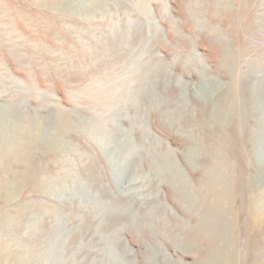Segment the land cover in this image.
<instances>
[{"label":"rangeland","instance_id":"obj_1","mask_svg":"<svg viewBox=\"0 0 264 264\" xmlns=\"http://www.w3.org/2000/svg\"><path fill=\"white\" fill-rule=\"evenodd\" d=\"M259 105L264 0H0V264H264Z\"/></svg>","mask_w":264,"mask_h":264},{"label":"bare ground","instance_id":"obj_2","mask_svg":"<svg viewBox=\"0 0 264 264\" xmlns=\"http://www.w3.org/2000/svg\"><path fill=\"white\" fill-rule=\"evenodd\" d=\"M140 2H142V1H140ZM203 76V75H202ZM236 85V84H235ZM237 86V85H236ZM228 87V86H227ZM226 87V88H227ZM224 88V87H223ZM230 88V87H229ZM238 88H240V87H238ZM212 88H208V90L205 92V95L207 94H209L210 92H212ZM232 90H234L233 88H232ZM231 90V91H232ZM240 90V89H239ZM238 90V91H239ZM225 91V90H224ZM234 92V91H233ZM214 93V92H213ZM212 93V94H213ZM226 93V92H225ZM236 93H237V91H236ZM211 94V93H210ZM211 94V95H212ZM223 94V93H222ZM235 94V93H234ZM233 94V95H234ZM229 95H230V93H229ZM239 95V94H238ZM204 96V95H203ZM241 96V95H240ZM223 97H224V94H223ZM237 97V96H236ZM239 97V96H238ZM233 98H235V97H233ZM231 100V99H230ZM234 105V104H233ZM252 105V104H251ZM264 108V107H263ZM259 110L261 111V114H262V125L264 126V109H262V107L259 105ZM242 113H238L239 114V116H240V118H242L241 119V124H240V129H242L243 130V132L245 133V135H244V137L246 138V139H248V138H251V136H252V132H251V129H250V122L248 121L249 119V116H248V113H246L245 111H241ZM227 122V121H226ZM252 124V123H251ZM257 131V130H256ZM258 134H257V137H258V143H257V145H256V147L257 148H259V150H260V153L261 154H263L264 155V127L263 128H261L260 130H259V132H257ZM254 139V138H253ZM125 142V144L123 143H121V144H119V146H121V152L123 151V150H125L124 149V147L126 146V144H127V141L128 140H124ZM121 142H123V141H121ZM155 142V141H154ZM120 143V142H119ZM129 143V142H128ZM130 144V143H129ZM9 146V148L12 150L13 148H14V146H15V144H12V145H8ZM130 146H131V144H130ZM135 148V147H134ZM210 148H212L211 146L207 149V151H206V154L208 153V155L211 157V153H216V156H217V153H220V150L221 149H219V145H218V147H213L212 149H210ZM133 149V148H132ZM14 150H16V149H14ZM129 150H131V147H130V149ZM134 150V149H133ZM132 150V151H133ZM212 150V151H211ZM24 151V150H23ZM131 151V152H132ZM136 151V150H135ZM130 152V153H131ZM123 153H124V151H123ZM136 153V152H135ZM132 155V154H131ZM215 156V157H216ZM261 156V155H260ZM13 158V157H12ZM126 159H127V157L124 159L125 161L124 162H126ZM262 159H263V156H262ZM26 160V159H25ZM264 160V159H263ZM206 158H205V164H206ZM122 163V162H121ZM122 164H124V163H122ZM122 164H121V166H122ZM125 164H127V163H125ZM124 164V165H125ZM120 166V167H121ZM208 165H206V167H207ZM178 168V167H177ZM210 168L212 169V165L210 166ZM179 170V169H178ZM209 170V169H208ZM173 171V170H172ZM175 172H177V170L175 171ZM211 171H208V175L205 177V182H206V184H208L210 187H211V185H213V182H212V178H211V174H210V177H209V173H210ZM175 174L176 173H174V175L173 176H175ZM182 177H183V174H182ZM179 178V177H178ZM177 178V179H178ZM185 180L186 179H184L183 181H182V183L179 181V183L181 184V187L183 186H185V184H184V182H185ZM177 182V181H176ZM135 183V182H134ZM186 183V182H185ZM178 184V183H177ZM180 184H178V185H180ZM135 185V184H134ZM5 186H8L7 185V183L6 182H3V181H0V187H1V189H3ZM132 186H133V184H132ZM209 187V192H211V189L212 188H210ZM132 188V187H131ZM141 188V187H140ZM175 188H176V185H175ZM185 189H186V186H185ZM139 189L138 188H136V190L135 189H133L132 188V192H133V194H134V191H135V193L137 194ZM179 190H181V189H179ZM141 192V191H140ZM184 192V191H183ZM176 193H178V192H176ZM183 195L184 193H181L180 192V195ZM134 197H131V199H133ZM179 198V197H178ZM136 199V198H135ZM183 199V198H182ZM185 199H189V197L188 196H186L185 197ZM180 200V199H179ZM125 202V203H124ZM124 202H122V201H120V202H118L119 203V205H118V203H116L117 204V208L119 209V210H121V212H123V213H126V212H128V210L131 208V206H130V204H132V201L130 200V202H128V201H124ZM181 202V201H180ZM154 203V202H153ZM157 203V202H156ZM182 203V202H181ZM152 204V203H151ZM185 204V203H184ZM260 206V205H259ZM259 209L257 208V211H256V213H258L259 214ZM210 214V211H205V215L206 216H208ZM264 214V213H263ZM130 217H132V220L134 221V216H130ZM261 217H262V215H261ZM200 222H202V221H200ZM131 223H135V222H131ZM207 223V222H206ZM202 224V223H201ZM127 225H129V224H127ZM130 226H132V224L130 225ZM133 227V226H132ZM197 229V228H196ZM214 229H215V226H214ZM193 230H195V229H193ZM203 231H204V229H203ZM200 232V231H199ZM215 238L214 239H212V243H214L213 244V246H214V248H213V246H212V249H214L213 250V254H212V256H209L210 258L209 259H205V261L202 263V264H232V262H230V261H228L226 258H224V257H222V256H220V255H218L217 253L219 252H224V251H227V249H226V245H228V243H229V240L227 239V237L224 235V234H222L224 237H221V238H219V236H218V233H217V231L215 230ZM214 236V235H213ZM213 236H212V238H213ZM227 243V244H226ZM204 257V256H203ZM203 260H204V258H203ZM202 261V260H201ZM201 264V263H200Z\"/></svg>","mask_w":264,"mask_h":264}]
</instances>
